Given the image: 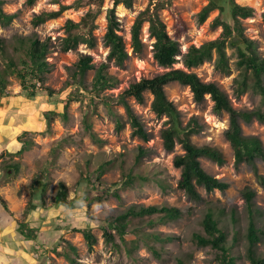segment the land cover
Wrapping results in <instances>:
<instances>
[{"label":"rangeland","instance_id":"obj_1","mask_svg":"<svg viewBox=\"0 0 264 264\" xmlns=\"http://www.w3.org/2000/svg\"><path fill=\"white\" fill-rule=\"evenodd\" d=\"M3 1L4 13L14 14L15 19L6 27L0 26V39L6 41L10 52L12 47L9 44L15 37L46 42L45 61L49 70L43 76V84L36 85L38 94L35 98H29L21 91L14 76L8 77L7 95L0 97V196L8 208L6 212L0 205V264H178V260L185 264H216L215 252L209 247H197L192 240L194 233L203 232L201 221L209 208L224 211L221 225L227 232L234 230L239 235L238 243L232 249L238 256L237 264H249L244 258L248 218L243 191L249 189L254 193L253 206L261 213L257 226L264 233V188L259 186L250 166H236L234 163L233 151L224 137L228 115L215 113L208 95L198 103L186 86L171 83L165 88L167 99L181 115L182 125L195 119L201 127L200 132L191 137L192 143L214 148L224 158L221 166L206 158L199 161L208 175L226 182L228 189L207 193L197 187L200 201L195 202L177 187L180 170L173 166V159L183 151L179 145L172 152L164 150L160 134L167 127V118L157 117L152 112V96L146 93L141 104L122 97L131 84L166 71L153 59L154 40L149 36L147 23L141 28V52L134 53L131 47V28L137 16L148 7L149 0H133L130 8L123 5L115 8L117 33L128 54L122 66L108 60L109 49L104 43L110 0L104 1L94 20L93 47L80 44L69 52L61 50L62 41L67 36L65 25L67 21L78 23L85 16L90 9L85 0L83 3L81 0H35L32 5L27 0ZM208 1L173 0V6L187 26L179 37L174 35L173 16L166 10L159 13L168 35L177 40L182 53L190 46L199 47L220 35L221 27H213L218 11H213L204 23L198 22L197 15ZM234 1L253 9L252 17L242 20V27L244 35L255 42L258 53L264 58V0ZM59 11L56 18L43 24L36 26L32 23L36 15ZM227 54L231 67L228 74L216 71L213 62L204 63L190 72L204 83L217 85L235 109H264L260 96L251 91L239 97L235 95L239 71L233 51L227 49ZM83 56L91 58L92 69L79 77L76 65ZM177 60L173 68L186 71L181 58ZM101 65H105L106 73L115 81L112 87L96 95L92 91V81ZM0 67H3L1 59ZM42 88L52 90L55 95L50 97ZM125 104L148 134L147 141L132 135ZM46 112L55 114L50 123L46 120ZM241 128L244 135L258 137L264 147L263 124L252 121L242 123ZM90 132L100 142L93 141ZM18 138L29 142V148L19 156L16 155L21 148ZM139 150H143L144 155L137 161ZM14 163L18 164L17 174L7 170V166ZM100 166L104 168L101 184L95 181V170ZM255 166L259 175L264 177V163L257 160ZM45 167L49 169L44 181L48 209L41 208L38 198L33 202L29 222L40 229V234L35 243L28 244L18 236L16 228L23 220L33 178ZM130 173L132 181L124 187ZM59 182L66 185L69 199L79 198L72 210L49 206V199L56 193ZM94 192L105 195L87 211L84 198ZM130 206L172 207L181 212V217L166 224L158 223L160 215L134 219L127 224L124 242L112 230L114 243H105L103 234L110 218ZM232 212L237 220L235 225L231 223ZM73 229H89L96 243L89 249L82 234L73 232ZM149 235L171 236L173 240L155 241L149 239ZM62 240L75 248L73 252L68 251L73 262L53 252ZM259 251H264L263 244L259 245Z\"/></svg>","mask_w":264,"mask_h":264},{"label":"trees","instance_id":"obj_2","mask_svg":"<svg viewBox=\"0 0 264 264\" xmlns=\"http://www.w3.org/2000/svg\"><path fill=\"white\" fill-rule=\"evenodd\" d=\"M83 1L81 0L80 3H83ZM85 1L90 6L85 16L78 23L67 21L65 25L67 36L62 41L61 50L63 52L74 50L80 44L88 45L90 48L94 45L92 36L93 23L105 0ZM34 2L35 0H27L29 5ZM110 2L111 8L107 13V31L104 35V43L109 49L108 60L117 66H122L127 60L128 54L122 37L117 33L118 22L115 17V8L119 5L130 8L133 0H110ZM172 2L173 0H149L148 7L137 16L131 28V47L134 53H140L143 46L140 39L141 28L144 23L148 24L149 36L154 40L153 59L166 71L152 78H143L139 82L131 84L124 91L122 97L132 98L136 103L141 104L144 102V95L149 93L152 96V112L157 117L167 118V127L160 134L163 148L167 152H172L176 145L181 147L183 154L177 155L173 159V166L180 170L177 187L179 190L184 191L192 201H200L197 187L203 188L207 193L213 191L224 192L228 189L226 182L208 175L201 167L199 161L201 158H206L221 166L224 164V158L214 148L196 146L192 143L191 137L197 135L201 127L195 119H190L185 126L182 125L179 111L167 99L165 94L166 86L171 83H178L188 87L193 94L194 101L198 103L203 101L204 97L208 95L213 102V111L217 114L226 113L228 115V128L224 132V137L233 151L234 163L236 166H250L259 186L264 188V177L259 175L255 166L257 160L264 163L263 144L256 136L244 135L241 128L242 123L249 124L252 121H257L264 125V109L237 110L232 106L228 96L217 85L204 83L195 73L190 72V70L198 68L204 63L213 62L216 71L222 74L230 73V57L227 54V49H231L236 58V68L239 71V77L235 80V95L239 97L251 91L260 96L261 104L264 106V58L258 53L255 42L244 35L242 27V20L252 17L253 9L247 6H240L234 0H209L207 5L198 13L197 19L202 24L213 11H218V16L213 20V27H221L220 35L215 40L203 43L199 47L190 46L185 53H182L177 40L168 35L166 26L159 15L163 10L168 11L174 18V35L179 37L183 34L187 30V26ZM3 5L4 1L0 0V26L6 27L15 19V15L4 13ZM60 11L36 15L32 23L36 26L43 24L50 19L56 18ZM226 14L227 16H225ZM9 45L12 47L11 52L8 50L6 41L0 39V59L3 63V67H0V97L7 95L8 77L14 76L19 81L21 91L29 98H35L38 94L36 85L38 83L43 84V76L49 70L45 61L48 45L46 42H41L36 38L21 37H15ZM178 57L181 58L186 71L173 68L178 62ZM105 68V65H101L95 72L92 81V91L96 95L114 85L115 80L106 73ZM91 69V58L83 56L76 65V75L79 77L83 76ZM41 90L45 91L50 97L55 95L50 89L42 88ZM125 110L132 129V135L147 141L148 134L127 104H125ZM54 115L53 112H46V120L49 123L52 122ZM117 127L119 128V125ZM90 137L93 141L100 142L92 132H90ZM18 141L21 144V148L16 155L19 156L29 148V142L22 140V138H18ZM143 155V150H139L137 161ZM18 169V164L16 163L13 166H7V170H12L13 174H17ZM48 171V167L40 169L30 185V199L23 213V220L17 224L16 228L18 236L22 237L24 242L35 243L39 238L40 229L30 225L29 214L33 210V202L37 198L40 201L41 208L43 210L48 209L45 201L47 184L44 182L48 178ZM95 172L97 174L95 181L101 184L100 177L104 174L103 166H100ZM132 177L131 173L127 174V180L123 184L124 187L130 184ZM86 182L89 183L87 180ZM114 193L117 195L116 191ZM104 195L97 192L88 194L84 198L87 211L90 210L95 202H101ZM243 198L248 218L244 236V258L249 264H264V251H259V245H264V239L262 238L264 233L257 226V218H259L261 213L253 206L254 193L252 191L245 189ZM77 203H79V198H68V189L63 182L58 183L56 193L49 199V206L63 207L65 210H72ZM0 205L8 212L6 202L1 196ZM154 215H160L158 223L166 224L179 219L181 212L172 207L130 206L123 213L110 218V223L103 234L105 243H114L112 230L124 242L127 224L130 221ZM223 216H225L223 210L215 211L209 208L201 221L203 232L194 233L192 240L197 247L211 248L215 252L216 264H237L238 256L233 254L232 249L238 243L239 235L234 230L227 232L226 228L221 225ZM230 217L231 223L235 225L237 221L235 213L232 212ZM72 231L82 234L89 249L96 243V239L89 229H73ZM230 233L231 239L229 241ZM148 238L155 241L166 240L171 242L173 240L171 236L159 238L157 235H149ZM68 251L73 252L75 248L65 240H62L53 249V252L59 256L64 257L69 262H73L69 258ZM129 252L131 253L130 250ZM178 264L185 263L178 260Z\"/></svg>","mask_w":264,"mask_h":264},{"label":"crops","instance_id":"obj_3","mask_svg":"<svg viewBox=\"0 0 264 264\" xmlns=\"http://www.w3.org/2000/svg\"><path fill=\"white\" fill-rule=\"evenodd\" d=\"M36 227V226H35ZM28 244H32L31 242H28ZM0 256H2V254H0ZM3 257H5L4 255H3ZM3 257H1V259H3ZM1 262V261H0ZM2 264V263H1Z\"/></svg>","mask_w":264,"mask_h":264}]
</instances>
